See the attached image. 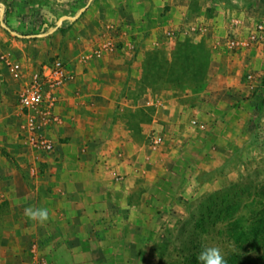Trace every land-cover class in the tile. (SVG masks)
I'll return each mask as SVG.
<instances>
[{
  "label": "crops",
  "instance_id": "obj_1",
  "mask_svg": "<svg viewBox=\"0 0 264 264\" xmlns=\"http://www.w3.org/2000/svg\"><path fill=\"white\" fill-rule=\"evenodd\" d=\"M183 2L90 0L80 16L70 19L63 8L73 9L81 1L54 3L56 11L63 12L57 15L58 26L72 21L63 43L55 41L57 33H50L55 50L58 45L68 48L76 36L91 44L83 50L113 35L116 46L99 59L71 61L76 78L61 91L54 109L63 118L52 131L54 152L15 149L19 117L5 102L0 108V146L7 145L18 164L12 166L11 157L0 155V173L6 178L12 208L18 210L14 226L19 240L37 245L32 255L27 252L34 264H121L120 245L128 242L121 230L134 225L132 218L145 210V204L136 202V188H146L152 180V154L161 148H144L138 128L168 127L162 143L166 149L174 148L167 150L168 155L186 146L236 145L246 127H264L263 43L230 52L224 75L212 70L213 54L203 80L199 78L195 86L183 83L184 91L177 88L172 68L180 63L173 61L172 53L184 52L180 43L206 35L212 53L226 50L229 26L196 17ZM233 18L243 20L236 32L246 37L249 27L264 22V10L258 16L241 13ZM250 70L263 80L255 90L245 81ZM190 96L195 102L188 105L185 100ZM3 98L10 101V93ZM186 111L196 117L195 127L202 131L184 132ZM169 127H177L175 136L169 135L173 129ZM32 162L40 168L38 177L29 172ZM28 208H47L49 220L33 221L25 215Z\"/></svg>",
  "mask_w": 264,
  "mask_h": 264
},
{
  "label": "rangeland",
  "instance_id": "obj_2",
  "mask_svg": "<svg viewBox=\"0 0 264 264\" xmlns=\"http://www.w3.org/2000/svg\"><path fill=\"white\" fill-rule=\"evenodd\" d=\"M77 1L81 3L74 5L73 9L71 6L63 8L68 17L80 16L90 0H0V108L5 102L19 117L16 139H19L22 120L18 111L20 84L8 70L7 60L18 61L25 69L33 70L57 56L69 62L77 61L81 50L91 44H84L76 36L75 39L71 37V41L69 39L72 45L68 48L58 45L55 50L51 45L54 40L50 42V33L55 32L58 35L55 41L63 43L72 23L67 20L58 26L57 15L63 12H57L54 3ZM182 1L196 17L215 19L216 23L223 25L230 24L231 19L241 13L258 16L264 10V0ZM77 9L80 12L75 14ZM54 23H57L56 27H53ZM219 29L223 30L225 26ZM211 43L206 35L186 39L180 43L184 52L172 53L173 61L180 63L172 68L179 90L184 91L188 84L195 86V81L206 77L213 54L212 70L217 75L226 73V61L233 53L224 49L212 53ZM6 93H10V101L4 100ZM185 101L188 105L193 104L194 96ZM195 118L186 111L184 132L202 131L195 127ZM167 128H138L142 146L151 150L156 134L162 135L165 142ZM169 128H173L169 135L175 136L177 127ZM245 129L247 132H244L242 140L236 145L226 144L225 148L214 144L200 149L186 146L175 154L168 152L166 155L167 150L174 148L166 149L165 144L160 145L156 154H152V180L146 188H136L135 192L136 202L145 204V210L132 218L134 225L121 230L128 240L126 245H120L121 264H201L198 256L208 247L220 248L225 260L238 254L255 257L264 264V127ZM235 146L237 149L233 150ZM9 149L7 145L0 146V155L11 157L10 163L16 166V158ZM230 149L233 156H228ZM0 193L5 196V200L0 202V264H34L29 255H32L33 244L18 238L14 226L18 210L12 208L7 181L2 173ZM241 231L245 232L241 239H246L242 245L232 237ZM8 253L10 256L6 259Z\"/></svg>",
  "mask_w": 264,
  "mask_h": 264
},
{
  "label": "built area",
  "instance_id": "obj_3",
  "mask_svg": "<svg viewBox=\"0 0 264 264\" xmlns=\"http://www.w3.org/2000/svg\"><path fill=\"white\" fill-rule=\"evenodd\" d=\"M241 18H233L228 26L224 46L229 52H236L243 48H250L258 43H263L264 49V22L257 21L249 27L246 37L237 34L236 29L243 24ZM195 30H206L205 26L193 25ZM168 34L172 35L173 30L169 29ZM116 46L115 35L109 36L97 45L83 50L79 55L80 61H91L99 59L106 50H113ZM7 68L11 74L21 81L18 93V111L21 116L20 135L18 148L24 153L36 151L43 153L54 152L57 142L52 137L55 126L62 123V116L54 109L61 100V91L76 78L71 62L61 56L55 57L38 69L26 70L18 61L7 60ZM247 86L251 90L259 88L263 83L259 74L250 70L245 75ZM193 123H196L194 120ZM162 135H155L151 146L159 147L163 143ZM32 176L38 177L40 168L33 162L29 166ZM5 200L3 193H0V202ZM37 250L33 244L32 253Z\"/></svg>",
  "mask_w": 264,
  "mask_h": 264
},
{
  "label": "clouds",
  "instance_id": "obj_4",
  "mask_svg": "<svg viewBox=\"0 0 264 264\" xmlns=\"http://www.w3.org/2000/svg\"><path fill=\"white\" fill-rule=\"evenodd\" d=\"M25 215L33 221L41 224L49 220V210L47 208H28ZM201 264H226L224 256L218 247L205 248L198 256Z\"/></svg>",
  "mask_w": 264,
  "mask_h": 264
},
{
  "label": "trees",
  "instance_id": "obj_5",
  "mask_svg": "<svg viewBox=\"0 0 264 264\" xmlns=\"http://www.w3.org/2000/svg\"><path fill=\"white\" fill-rule=\"evenodd\" d=\"M56 26H57V23H54L53 27H56ZM244 234L245 232L241 231L238 235L233 234L232 237L238 244L242 245L246 242L245 241L246 239L244 238L241 239V236H243ZM259 260L260 259H257L255 257H243L242 255L235 254L229 257L228 259H226L225 261H226V264H260Z\"/></svg>",
  "mask_w": 264,
  "mask_h": 264
}]
</instances>
